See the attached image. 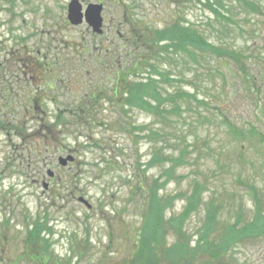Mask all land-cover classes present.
<instances>
[{"label":"rangeland","instance_id":"374dc122","mask_svg":"<svg viewBox=\"0 0 264 264\" xmlns=\"http://www.w3.org/2000/svg\"><path fill=\"white\" fill-rule=\"evenodd\" d=\"M71 1L0 0V224H11L0 225V264H32L45 253L52 264H200L178 248L186 240L194 247L206 221L210 239L227 242L219 264H264V235L233 247L230 229L239 219L241 226L252 223L257 204L264 205V141L253 134L254 128L264 134V0L257 10L224 0L228 19L215 18L204 0H79L84 8L103 4L100 34L68 20ZM130 17L152 27L187 19L211 42L240 51L254 83L228 74L226 60L208 56L195 70L176 63L177 56L159 59L175 77L160 89L168 99L190 92V103L181 101L180 115L134 108L122 118L127 129L117 126L123 114L111 100L117 57L103 48L117 49V38H127L118 28H134ZM57 117L62 124L51 129ZM131 123L154 131H134ZM156 149L176 161L161 156L148 165ZM70 155L74 161L61 165L60 157ZM195 189L202 193L183 225L192 234L186 238L179 215ZM171 194L164 209L162 198ZM211 201L222 209L206 219ZM219 227L225 230L217 235ZM146 229L149 244L137 249Z\"/></svg>","mask_w":264,"mask_h":264},{"label":"trees","instance_id":"16d2710c","mask_svg":"<svg viewBox=\"0 0 264 264\" xmlns=\"http://www.w3.org/2000/svg\"><path fill=\"white\" fill-rule=\"evenodd\" d=\"M238 1H240V3H242L245 8H250L252 10H257L261 8L260 2L257 0ZM200 3H204L203 5H206L207 8L213 12L215 18L217 19H228V15H230L229 12L231 10L229 9V7H225L224 0H204ZM223 8H227V10ZM130 19L131 22L129 23H132V25H134V28L131 26H129L127 30L124 27L122 29L118 28V31H121V37L126 35L125 37L127 38H117V49L108 47L103 48L105 49V52L109 54L110 57H112V59H114V57H117V61H115L117 62V64H115L114 66L121 67L120 69H117L115 67L113 68V72H115V74L117 73V79L114 80V84L111 88L113 93L111 100L113 101L115 98H117V111L118 109H121L123 111V114H118L117 119H115V121H117V126H121V128L127 129L126 125L128 124L122 118L128 116L129 111L131 109H143L144 105H148L153 108L152 112L157 114L180 115L183 108L181 101L184 100L186 103H190L189 98L191 97L189 96L192 95L190 92L182 91L181 93L184 94H180L183 96L178 100V98L168 99L167 95H169L170 93L167 91V89L166 94H164L163 91L160 89V84L163 81L167 80V78H170L168 81H172V78L175 79V77H172L174 75L171 71L169 72L166 68L162 66L163 62L162 64L159 63V59H175V57L177 56V59L175 61L176 63H178V61L180 62L181 60H183L187 66H193L196 68L195 70H198V68L203 64L204 61H206V58L209 56L218 59L220 62L226 60L229 64L225 65L228 67V74L234 75L241 73L243 74L244 79L245 75H247V78H249V68L247 67V65L244 64V60L240 54V51H236L234 53L232 50H230L229 47L227 48V46H225V44L223 43L220 45L211 42L195 24L191 23L185 18H182V21L175 19L173 20V23L171 22L165 27H152L149 24H143L141 26L139 25L140 23L137 21V19H134L135 21L132 19V17H130ZM139 27L140 30L137 31ZM117 35H119V33H117ZM122 40L124 41L121 43ZM125 45L127 47H125ZM86 48V46L83 47V49L85 50ZM125 58H127V61L125 60ZM128 70H131L130 76H135L136 78L129 80V74L127 72ZM177 79L180 78L178 77ZM249 80H251L250 82L254 83L255 79L250 77ZM153 85L155 86V89L153 88ZM151 90H153V92ZM97 93L99 95L100 92L97 91ZM90 98L91 107L94 108L98 104V97L93 94L92 96H90ZM81 104L88 105L85 103V101H82ZM66 109L75 111L74 115L76 117L80 115V111H78V109L73 110L69 107H67ZM56 120L57 121L55 123L49 126L51 129L56 126L58 127L62 124L61 118L57 117ZM63 122L64 124L67 123L65 121ZM131 125V128L134 131L135 129L138 130V128H141L138 131L147 130V135L154 131L153 129H149V127L146 125L137 126L133 125V123H131ZM229 127L235 132L236 135L239 134L240 130L234 128L233 124L229 123ZM253 130L254 135H259L258 140L264 141V134H261V132L259 131L257 132L255 128ZM241 135H244V133L241 132ZM137 137L140 138L142 136H140V134H137ZM161 156L163 160L170 159L176 161V158L165 156L164 154L162 155L159 152V149H156L153 152L152 158L149 161L148 165L159 161V158ZM253 185L254 186H251L249 188L252 190L253 193H257L256 200H259L261 191H259L258 188H255V184ZM201 193L202 190L201 192H199L198 189H195L194 194L191 197L187 196V203L185 209L183 213L179 215L182 216L181 219H183L182 224L179 228V232L181 231L182 237L187 238L192 235L189 233L186 234L183 231V225L188 219V217L193 212L199 209L198 204ZM164 198H162V200L165 203L164 209H166L169 207V205H172L175 197L171 194ZM217 208H221V206L217 207L214 202L211 201L207 205V212L205 215V217H207L206 219L211 218V216L216 213ZM256 211L258 212V215L256 219L252 221V223L241 226V219H239L235 224L231 226L230 229L233 233V242L231 245H233V247L234 245H238L240 242H245L247 239H251L252 236L260 237L264 235V216L261 215H264V205L259 206L257 204ZM152 213H155L154 206H152L151 208V213L149 214V221L151 219ZM145 217L147 220V216ZM174 217L175 214H173L170 218L167 219L168 222H170V220H172V218ZM217 224L218 223H215L214 226H217ZM0 225H2L3 227H9L11 224H8L6 222L4 224L1 223ZM222 230L225 229L219 227V232L217 235H220L222 233ZM212 233L214 232L212 231L208 222H203L201 228L198 231L199 237L198 239H196L195 246L191 247L189 242L186 240L184 244L186 246L178 248L179 254L184 256L188 254H196V260H200V264H219L220 259H223L225 252L227 251V242L224 240V236L219 239H217V236H215L213 239H210V235ZM148 234L149 230L147 229L144 231V233H142L141 237L137 241V249L140 248L143 250L145 247L148 246ZM3 235L4 233L1 232L0 239ZM216 250L220 252V254L214 253ZM220 256L221 258L217 260V258ZM232 260L233 261H231L230 264H236V261L234 259ZM32 262V264L54 263L47 253L41 255L36 254L32 257ZM123 264H127V262ZM129 264H132V262H129Z\"/></svg>","mask_w":264,"mask_h":264},{"label":"water","instance_id":"95a60500","mask_svg":"<svg viewBox=\"0 0 264 264\" xmlns=\"http://www.w3.org/2000/svg\"><path fill=\"white\" fill-rule=\"evenodd\" d=\"M102 10H103V4L91 3L87 7L86 11L83 12L82 3L79 0H72L68 6V18L69 21L74 25L81 24L86 20V22L92 27V29L100 34L103 31ZM72 161H74L72 155L67 156L66 158L60 157L59 159V162L64 166H66L69 162ZM48 173L49 176L51 177L54 176V172L52 170L51 171L49 170ZM79 201L83 202L89 208H91V204L84 197H80Z\"/></svg>","mask_w":264,"mask_h":264}]
</instances>
